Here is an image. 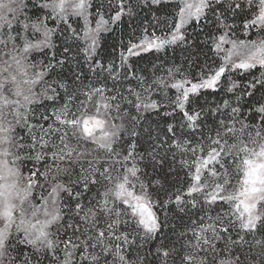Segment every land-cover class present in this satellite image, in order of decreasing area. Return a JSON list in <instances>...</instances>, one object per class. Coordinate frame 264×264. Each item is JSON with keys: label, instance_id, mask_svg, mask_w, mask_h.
<instances>
[{"label": "snow or ice", "instance_id": "obj_1", "mask_svg": "<svg viewBox=\"0 0 264 264\" xmlns=\"http://www.w3.org/2000/svg\"><path fill=\"white\" fill-rule=\"evenodd\" d=\"M107 8L95 0H0V264H146L145 244L149 252L155 247L149 264H168L172 253L180 264H248L255 247L264 256V0H109ZM161 8L167 9L164 21L157 16L161 35L140 20L139 34L134 29L127 46L121 41L119 65L115 57L97 59L101 33ZM237 19L245 36L256 30L255 38H232ZM193 22L213 29L205 41L214 56L207 74L201 68L190 79L181 66L152 65L149 75L132 66V57L187 43ZM57 32L65 40L62 58L54 52L49 59ZM73 52L79 71L50 83ZM85 66L97 77L107 72L111 89L108 77L84 84ZM233 72L253 79L241 87L226 75ZM129 73L140 91L129 88L125 96L116 83ZM163 89L175 90L166 107L178 110L182 122L179 130L167 124L161 135L149 130L145 138L136 130L139 113L159 111L154 94ZM209 89L228 98L201 103ZM44 101L52 102L55 120L47 130L41 126L43 135H32L28 117ZM18 126L29 129L30 143L17 136ZM206 135L211 148L197 156ZM232 165L240 179L230 190ZM185 167L190 177L176 187L170 178L179 179ZM85 192L93 193L86 203ZM171 205L207 215L191 236L181 233L179 251L177 241L170 248L154 243L167 219L156 208L167 212ZM225 205L227 211H217Z\"/></svg>", "mask_w": 264, "mask_h": 264}, {"label": "rangeland", "instance_id": "obj_2", "mask_svg": "<svg viewBox=\"0 0 264 264\" xmlns=\"http://www.w3.org/2000/svg\"><path fill=\"white\" fill-rule=\"evenodd\" d=\"M31 3V0H29V4ZM96 4L103 3L105 5V11H108L107 5L109 4V0H95ZM165 11L167 9L161 8L159 13L156 12H148L146 9L144 11L139 12V17L137 19L129 20V18L125 17L124 24L116 28V31L114 33H101L102 39H101V48L98 49L99 56L97 57L98 60H103L105 63L110 61L113 57H115V62L117 65L120 63L119 59V53L121 51L120 44H121V36L124 35L126 32V40L123 42L125 46L128 44V37L133 33V30L136 29L137 34H139V29L136 28V25L138 21L142 20L144 27H148L149 32H152L153 29H155L157 35H161V28L163 25H157V16L161 21L165 20ZM147 17V19H144ZM209 19L214 20V17L209 14ZM149 21H151V26L149 25ZM229 23H232L231 20H229ZM236 25H238L235 33L233 34L232 38H240V39H248L249 36L251 38H255L256 36V30L253 29L249 36H245L244 31L242 30V20L237 19ZM50 26H54L51 25ZM95 24L93 23V27ZM211 25H205L203 27H196L193 24H190L187 27L186 31V37L187 39L191 37V35H194V33L200 32L203 34L202 37H205L207 41L210 43V37L207 35V32L212 31ZM208 37V38H207ZM201 42L205 43L206 39L201 38ZM204 39V40H203ZM53 41L55 43V49L48 50V56L47 58H51L53 53L55 52L56 59H61V54L63 53V45L65 43L64 38L61 36L59 32L56 33V35L53 37ZM190 41L188 39L187 43L184 44H178L176 46H170L167 48L166 51L162 52H144L141 54L140 57H132L133 61V67L137 68H148L149 69V75H152V65L161 66L163 65L164 68H167L172 65L181 66L185 72L186 75L189 76L191 79L193 76L199 77L201 75V69H194V64L196 61L193 55L192 50H190ZM205 45V44H204ZM204 49L208 48L204 46ZM209 58V64L212 65V60L214 59V56L212 53L208 51ZM69 56L71 57V62L66 63L63 68H60L57 66L55 71L53 72L52 76L49 77V82H53L55 80H58L63 77H71L73 75V72H78L79 68L76 64V59L78 57L75 56V53H69ZM196 56V55H195ZM37 59H45L43 56H38ZM54 62V61H53ZM83 63V61H81ZM71 69L72 71H69ZM122 72L123 69H120ZM255 72V76L260 75V70H253ZM192 72H194L192 74ZM84 73L87 74L88 79L84 80V84H92L95 83L97 80L103 81L106 77H108L107 72H102L98 77L95 73L89 72L87 67H84ZM139 74V73H138ZM159 75H165V72L158 73ZM205 74H207V69L205 71ZM231 76L233 79L236 80L238 84L241 85V87L247 86L248 82L253 79V76L251 74L245 75L243 72H233L226 74ZM112 79L108 77V87L111 89L112 87ZM55 86V85H54ZM131 88L136 91H140V89L137 87V81L135 79H131V74L129 73V78L125 80H118L116 83V90L120 91L122 95L127 96V90ZM251 91V90H250ZM167 93V95H166ZM63 94L61 90V95ZM239 94V93H237ZM230 95V94H229ZM169 96L171 97V100H175L176 92L173 89H163L160 90L157 94H154V98H157L160 100L162 107L159 111L155 110H148V111H141L139 113V121L136 123V130L141 132L143 136L146 138L147 133L149 130H151L152 136L155 137L157 135H161L162 129L166 128L167 124H172L173 126L177 127L179 130V125L181 124V116L178 114V110H173L170 107H166L169 104ZM257 96H259V93H257ZM228 98L224 91L217 90L216 92H213L212 90H202L201 94V103L207 101L209 105H214L217 102L222 101V99ZM246 98V97H245ZM235 103V100L232 101ZM127 107V106H125ZM35 111L29 115L28 122L29 124H32L35 126L34 131L32 132V135L40 136L43 135V133L40 131L41 126L44 127L45 130H47V127L49 124H52L55 120V117L52 115L54 111V106L52 105V102L50 101H44L40 105L35 106ZM245 115H248L249 109L246 107L244 108ZM133 113L135 114V109H133ZM170 113V114H166ZM45 115L50 117L47 121L43 118ZM115 115V113H113ZM116 123H120V120H116ZM167 122V123H166ZM206 127L211 128L212 126V118L208 117L205 121ZM128 127L131 129V124L128 125ZM214 136V133H210ZM17 136L18 137H24L27 142L30 143V136H29V129L23 126H18L17 128ZM163 139V136H161ZM199 138V137H198ZM201 143L204 146V151L201 153L200 148L197 146V156L205 155L211 148V141L207 139V135L201 139ZM27 151V149L25 150ZM191 156V153L188 154ZM171 159V158H170ZM189 164H193L192 160H189ZM27 167L31 168L32 164L29 162L27 163ZM176 167H179L177 164ZM211 167V166H210ZM151 169V168H149ZM194 170V169H193ZM150 173V172H149ZM181 173L184 174V181L186 182L189 177L190 173L188 172L187 167H185ZM239 175L236 171L235 165H232V175H231V188L235 189L239 186ZM179 187V186H177ZM175 189H173L174 191ZM81 191L83 189L81 188ZM137 191H139V188H137ZM93 193L85 192L83 197L81 198L82 202L86 203L88 197H91ZM172 211H162L160 208H156V212L159 215L161 221H165V226L163 228V231L161 235L158 237L157 241L154 243L158 246L160 243H168V247L170 248L172 245L169 243V241H177L176 248L177 250L182 249V244L179 242L181 233L187 232L189 236H191L190 228L195 225L196 222L200 221L203 217L204 221L207 222V215L204 213H201L199 208H191L189 206L187 213L184 212H177L175 209V205H171ZM228 206L225 205L223 208H217L218 212H225L227 211ZM212 216L216 215V212L209 213ZM150 244H145L144 248L140 251V256H147L146 264H149V262L153 261V258L155 256V247H152V251L149 252ZM222 246V244H221ZM203 255V253H201ZM250 260L248 261V264H264V256L260 254L259 247L253 248L251 253H249ZM135 257V253H133V258ZM173 260H175V264H180V257L176 255V253H172L171 258L168 260V264H173ZM45 264H47V261H45Z\"/></svg>", "mask_w": 264, "mask_h": 264}, {"label": "trees", "instance_id": "obj_3", "mask_svg": "<svg viewBox=\"0 0 264 264\" xmlns=\"http://www.w3.org/2000/svg\"><path fill=\"white\" fill-rule=\"evenodd\" d=\"M127 32V31H126ZM126 32L124 33V35L121 36V41L123 40V42L126 40ZM200 34H203V33H200V32H197V33H194V35H191L189 39V41L191 42L190 43V50H192L193 52V55H194V58L196 61L194 64V69L197 70V69H201V68H205V71L207 69V66H209L208 64V56L210 54H208V50L207 49H204V44L205 43H202L201 42V38H204L206 39L205 37H202V35ZM208 38V37H207ZM203 39V40H204ZM207 41V39H206ZM196 55V56H195ZM194 72H192L193 74ZM194 75V74H193ZM169 163H171V159L169 158ZM148 171L151 173V169H148ZM165 171H168L167 167L165 168ZM171 180V183H173L176 187L177 186H180V184L184 181V174L181 173L179 179H177L175 176L171 177L170 178ZM175 189V188H173Z\"/></svg>", "mask_w": 264, "mask_h": 264}]
</instances>
